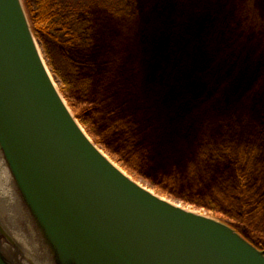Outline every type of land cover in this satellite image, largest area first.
<instances>
[{
    "label": "water",
    "instance_id": "95a60500",
    "mask_svg": "<svg viewBox=\"0 0 264 264\" xmlns=\"http://www.w3.org/2000/svg\"><path fill=\"white\" fill-rule=\"evenodd\" d=\"M0 152L53 264H264V248L150 191L96 146L55 86L22 0H0ZM1 218L0 264H46Z\"/></svg>",
    "mask_w": 264,
    "mask_h": 264
},
{
    "label": "trees",
    "instance_id": "16d2710c",
    "mask_svg": "<svg viewBox=\"0 0 264 264\" xmlns=\"http://www.w3.org/2000/svg\"><path fill=\"white\" fill-rule=\"evenodd\" d=\"M126 2L24 0L32 31L39 40L49 67L61 80L66 93L84 105L81 115L87 119L81 115L77 117H81V122L90 128L91 134L102 140L99 143L116 154L127 168L144 174L146 170L149 173L148 167L154 163L148 158L156 147L154 140L158 142L159 136L167 140L171 137L170 125L165 127L159 116L170 115L171 104H179L177 98L182 91L177 94V88L199 86L196 87V82L186 83L185 78L191 75L190 69L183 65L174 67L170 82L154 78H159V74L158 71L152 74L150 62L155 66L153 61L159 58L176 61V55H168L171 51L164 48L161 40L155 41L157 54L161 55L150 56L144 62H140L139 58L135 61L138 55H121L113 43L109 46V37L115 40L119 36L109 33L108 27V30L103 29L106 27L96 30L97 17L100 19L106 15L113 20L133 19L134 15L125 8ZM220 9L223 18H216V27L223 23L222 19L225 22V17H229L222 7ZM251 14L252 20L264 22L254 12L251 11ZM167 19L174 25L172 19ZM158 24H153L154 31L158 29ZM173 27L178 31L177 27ZM172 36L176 37L174 31ZM219 40L222 42L213 31L209 33V44ZM195 57L198 62L202 59L197 55ZM240 66L233 71L236 77ZM146 69L147 74L143 75ZM137 75L142 78L141 84L134 82ZM234 83L240 90L241 80L235 78ZM155 100L162 102L154 108ZM185 105L180 101L182 108ZM199 107L202 109V105ZM182 111L180 109L175 114L181 117L184 115ZM155 117L156 123L150 126V120ZM188 118L190 122L179 129L188 140L179 151L183 153L182 159H175L161 172L157 171L155 175L149 173L146 178L149 177L170 195L237 222L241 234L258 247H264V140L241 138V133L252 130L258 122L251 121L248 130H243L237 124L220 119L215 123L208 119L196 125L192 114ZM259 125L263 127L261 123ZM263 134L259 131L258 136L263 137ZM111 141L115 148L108 147Z\"/></svg>",
    "mask_w": 264,
    "mask_h": 264
},
{
    "label": "rangeland",
    "instance_id": "374dc122",
    "mask_svg": "<svg viewBox=\"0 0 264 264\" xmlns=\"http://www.w3.org/2000/svg\"><path fill=\"white\" fill-rule=\"evenodd\" d=\"M185 1L189 3H185ZM22 2L27 16H29L24 0ZM125 2V8L129 9L128 13L134 15L133 19L115 18L113 20L110 17H105L106 15H102L100 19L97 17L98 29L96 30H100V27H106L103 28L105 30L108 27L109 33L119 36V39L115 40L109 37V46L111 47L113 43L120 50L121 55H138L135 61L139 58L140 62H144V60L150 59V56L161 55L160 53L157 54L155 48V41L161 40L163 46H165L164 48L166 50L169 48L171 51L168 52V55H176V61L171 59L163 61L159 58V60L155 59L153 61L156 64L155 66H152L150 62L152 74L154 75L156 71L159 74V78L157 76H154V78L160 82H170L172 81L174 67L183 65L190 69L191 76L185 78L186 83L188 81L196 82V87L199 86L198 88L190 87V89L189 86L183 89L177 88V94L182 91V94L177 98L179 104H171L170 115L159 116L165 127L170 125L171 137L167 140L159 136V143L154 140L156 147L148 157L154 161L148 167L150 174L155 175L157 171L161 172L162 169L170 166L175 159L176 161L182 159L183 153L179 151L184 148L185 140H188L180 133L179 129H182L185 123L190 122L189 114L193 115L196 125H201L204 120L210 119L214 122L220 119L237 124L243 130H248L251 121H256L258 124L252 130L241 133V138L264 140V22L258 23L249 16L252 11L257 17L264 20V0H125ZM220 7H222L225 14H229V17H225V22L222 19L226 26L225 24L222 26V23L216 27V18H223V16H220ZM170 14L174 15L169 16ZM230 15H232V18ZM167 17L173 20L174 25L166 21L168 20ZM157 22H159L158 29L154 31L152 26ZM173 26L177 27L178 31ZM149 27H151L150 30ZM173 31L176 33V37L172 36ZM211 31L215 33V37L221 38L222 42L221 40L217 43L210 41L209 44V33ZM35 38L37 39L36 36ZM40 50L55 86L72 115L89 138L108 158L132 179L155 194L186 209L226 222L241 233V227L237 222L205 207L188 203L168 194L149 177V179L146 178V175L149 174L147 170L144 174H141L127 168L116 154L109 152L106 147L99 143L102 140L96 134L93 136L92 131L89 130L90 128L81 122V117H77L81 115L84 105L79 103L74 96L66 93L61 80L49 67L41 46ZM196 55L202 58L200 62L195 57ZM239 65H241V70L239 68L236 77L233 71ZM146 74L147 69L143 75ZM235 78L241 80L240 90H238L237 84L234 83ZM140 81H142V78L137 75L134 82L141 84ZM159 101H154V108L162 102ZM180 101H183L184 105L186 104L183 108L180 106ZM199 105H202V109H199ZM180 109L187 117H184V115L179 117L175 114ZM81 116L87 119L85 116ZM228 118L232 119L228 120ZM149 123L150 126H153L156 123V117L151 119ZM259 123L263 127H260ZM259 131H262L263 137L258 136ZM200 132L199 129L198 133ZM153 138L156 139V136ZM166 140L167 142H165ZM107 145L110 148H115L112 141ZM175 149L179 150L175 151ZM259 247L264 248L263 245Z\"/></svg>",
    "mask_w": 264,
    "mask_h": 264
},
{
    "label": "bare ground",
    "instance_id": "6f19581e",
    "mask_svg": "<svg viewBox=\"0 0 264 264\" xmlns=\"http://www.w3.org/2000/svg\"><path fill=\"white\" fill-rule=\"evenodd\" d=\"M0 217L6 228L27 252L46 264H53L49 253L41 241L28 210L21 201L7 164L0 152ZM4 249V247H3ZM5 252L14 255V252L5 246ZM20 264H26L19 261Z\"/></svg>",
    "mask_w": 264,
    "mask_h": 264
}]
</instances>
